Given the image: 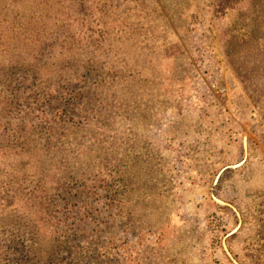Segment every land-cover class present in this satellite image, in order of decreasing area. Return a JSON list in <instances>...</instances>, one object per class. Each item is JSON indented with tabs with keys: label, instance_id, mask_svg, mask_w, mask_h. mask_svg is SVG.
Masks as SVG:
<instances>
[{
	"label": "rangeland",
	"instance_id": "374dc122",
	"mask_svg": "<svg viewBox=\"0 0 264 264\" xmlns=\"http://www.w3.org/2000/svg\"><path fill=\"white\" fill-rule=\"evenodd\" d=\"M18 129L58 158L0 151V264H49L58 221L52 264H233L223 168L225 245L264 264V0H0V141Z\"/></svg>",
	"mask_w": 264,
	"mask_h": 264
},
{
	"label": "trees",
	"instance_id": "16d2710c",
	"mask_svg": "<svg viewBox=\"0 0 264 264\" xmlns=\"http://www.w3.org/2000/svg\"><path fill=\"white\" fill-rule=\"evenodd\" d=\"M50 116H52V115H50ZM77 125H78V123H77ZM49 129H50L49 132H52L54 134L52 127H50ZM16 132H18V133L16 134ZM16 132H15V135H11L10 138L8 137L7 140L1 139L0 151L4 150L6 148V149H13V150H15V152L17 150V151H19V153L36 152V155H39V154L41 155L42 153L47 152L48 154H51L54 157L58 158L57 157L58 152H56V150H54V147L56 144L51 145L49 143V145L47 147H40L37 143L32 142V141L36 140L35 136L33 137V139L28 138V139H26L27 141H22L21 134L24 132V130L18 129V130H16ZM33 132H35V131H33ZM36 132H38V134H39V131H36ZM60 138H62L61 134H58V135L55 134L54 137H52V140L57 141ZM38 143H39V141H38ZM81 151H83V150L81 149ZM81 151L77 148H74L71 151L67 149V151H65V153H62V154H68L70 152L71 154H73L76 157L80 154ZM95 160L92 161V164L95 162ZM137 162L138 161H134V164H133L131 169H132L133 173H134V170L138 171V176H137V174H135V173L134 174L136 175L137 179H141V181H142L143 177H142V175H140V170L142 168H141L140 164ZM126 175H127L126 171H123V173L120 174V176L118 178V180H120V183H118L117 185H114L113 180L111 178L110 181L105 182V185L103 188V190L107 194V196H105L106 200L108 202H110L111 204L114 203L116 205V207L121 209V210H122V206H124L127 203V193L126 192H128V189H126V186H127ZM72 179H73L72 182H70V180L67 179V181L70 184L69 186L76 184V179H74V178H72ZM57 180L58 179L54 180L53 183L56 182ZM112 185L116 186L118 188H121V189L112 192V187H111ZM57 186H62V184L58 182ZM69 186L67 185L66 188H69ZM54 191H55V193L53 192L51 197H49L50 200L48 201L50 208H51L52 216H55V212L57 213V210L55 211V209H57V203L59 201L57 198L63 193L60 189H56ZM60 227L61 226H60L59 221L56 222L55 224H53V226L51 227L50 233L52 235L50 237V243H49V248H48V258H49L48 263L49 264H52V249L54 247L58 246L59 247L58 251L60 249L63 250V246H64L65 241H62V240L56 241L58 237H54V235L65 236L63 234V232H61L62 229ZM53 238H55L54 241H52ZM21 245H23V242L21 243ZM22 248L24 250L19 253V257H15L13 259L14 262L12 264H31L30 261L28 260L29 259L28 253L30 252V251H28V246H23ZM90 254L92 255V257H94L96 254V251L94 250V252H91Z\"/></svg>",
	"mask_w": 264,
	"mask_h": 264
},
{
	"label": "water",
	"instance_id": "95a60500",
	"mask_svg": "<svg viewBox=\"0 0 264 264\" xmlns=\"http://www.w3.org/2000/svg\"><path fill=\"white\" fill-rule=\"evenodd\" d=\"M242 146H243V149H244V158H245V156H246V151H247V149H246V136H244L243 139H242ZM243 161H244V159H243L241 162H239L238 164H235V165H229V166L226 167V168H227V169H234L235 167L239 166ZM223 169H225V168H223ZM223 169H221V170L215 175V177H214V179H213V182H212V184L210 185L208 191H209V196H210V198L212 199V201H213L214 203H216L219 207H228V208H230V209L233 211L235 217L237 218V225H236L231 231H229V232L226 234V236L223 238V240H222V247H223V250H224V252L226 253L227 257L230 259V261H231L233 264H239V263L233 258V256L231 255V253L229 252V250L227 249V247H226V245H225V239L228 238V237H230V236H232L235 232H237L238 228H239L240 225H241V218H240L239 212L237 211V209H236L232 204H230V203H228V202H225V201H223V200L217 198V197L215 196V193H214V190H215L216 184H217V182H218L219 176H220V174H221V172H222Z\"/></svg>",
	"mask_w": 264,
	"mask_h": 264
}]
</instances>
